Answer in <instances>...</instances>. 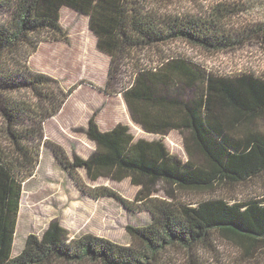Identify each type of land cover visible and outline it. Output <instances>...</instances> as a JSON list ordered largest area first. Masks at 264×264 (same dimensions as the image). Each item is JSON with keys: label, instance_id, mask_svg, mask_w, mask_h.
I'll use <instances>...</instances> for the list:
<instances>
[{"label": "trees", "instance_id": "16d2710c", "mask_svg": "<svg viewBox=\"0 0 264 264\" xmlns=\"http://www.w3.org/2000/svg\"><path fill=\"white\" fill-rule=\"evenodd\" d=\"M64 8L89 19L97 49L111 59L107 87L119 81L132 121L148 134L179 133L188 160L162 139L136 140L123 124L101 131L92 118L84 133L96 150L88 159L70 161L56 145L53 153L88 196L114 199L129 210L136 204L151 222L129 226L132 242L124 246L93 234L71 239L53 221L13 256L23 186L39 157L30 145L73 93L29 65L42 43L66 40ZM244 11L227 2L196 17L148 0H0V113L12 148L0 146V264H165L173 249L187 251L186 264H202L195 252L213 249L218 240L259 263L264 192L245 199L207 196L264 176V73L225 76L173 48L178 42L210 53L235 52L247 43L264 48V20L237 22ZM80 169L91 182L130 179L140 190L133 202L108 187L88 190ZM161 191L164 198L157 196ZM188 194L206 197L186 200Z\"/></svg>", "mask_w": 264, "mask_h": 264}, {"label": "rangeland", "instance_id": "374dc122", "mask_svg": "<svg viewBox=\"0 0 264 264\" xmlns=\"http://www.w3.org/2000/svg\"><path fill=\"white\" fill-rule=\"evenodd\" d=\"M225 2L245 7L246 11L236 18L237 22L253 24L264 20V0H148L150 5L161 10L196 17ZM61 24L66 32V40L42 43L29 59V65L32 70L58 80L65 92L73 93L61 111L42 124L43 137H38L30 145L35 150L38 148L39 157L34 174L23 186L13 256L21 253L29 235L41 237L53 221H58L69 232L71 239L93 234L124 246L132 242L127 231L129 226L140 227L151 222L150 214L136 204L129 210L114 199L95 200L88 196L80 190L53 153L52 147L56 145L64 150L70 161L75 157L88 159L96 150L95 144L84 133L92 118L101 131H109L123 124L130 127L136 140L162 139L172 154L183 161L188 160L183 137L179 133L172 132L162 137L144 132L131 119L120 93L122 86L119 81H113L111 87H107L111 59L97 49V39L89 29V19L64 8ZM173 47L175 52L225 76L242 73L259 76L264 73V48L254 43H247L235 52L228 53H210L183 42L175 43ZM119 78L122 83L128 82L124 76ZM0 146L5 151L12 150L7 123L1 113ZM78 174L88 190L108 187L130 202L135 200L140 190L132 185L130 179L122 182L108 179L91 182L83 169L78 170ZM263 192L264 176L248 184L224 186L207 198L220 196L245 199ZM157 196L165 197L162 191ZM198 197L204 199L206 196L188 194L184 198L193 200ZM195 254L202 264H264V257L259 259V263L242 258L235 245L223 240H218L213 249H200ZM188 257L187 251L173 249L166 254V263L186 264Z\"/></svg>", "mask_w": 264, "mask_h": 264}, {"label": "built area", "instance_id": "2783aa9c", "mask_svg": "<svg viewBox=\"0 0 264 264\" xmlns=\"http://www.w3.org/2000/svg\"><path fill=\"white\" fill-rule=\"evenodd\" d=\"M175 45V44H174ZM174 48V47H173Z\"/></svg>", "mask_w": 264, "mask_h": 264}]
</instances>
